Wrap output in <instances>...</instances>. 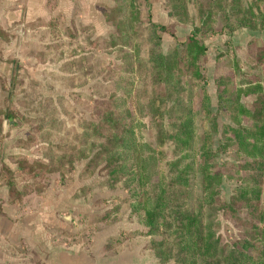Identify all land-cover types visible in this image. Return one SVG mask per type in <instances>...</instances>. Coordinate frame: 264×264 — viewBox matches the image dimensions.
Masks as SVG:
<instances>
[{
	"label": "rangeland",
	"instance_id": "374dc122",
	"mask_svg": "<svg viewBox=\"0 0 264 264\" xmlns=\"http://www.w3.org/2000/svg\"><path fill=\"white\" fill-rule=\"evenodd\" d=\"M113 1L106 37L79 24L70 31L61 22L25 33L28 41L16 50L20 60L8 62L13 75L0 78L1 177L27 182L24 191L34 207L46 202L52 244L69 253L70 264H180L154 250L162 239L143 223L148 201L142 193L154 196L159 174L137 187L131 167L123 175L117 165L108 167L112 155L100 158L101 148H93L96 126L116 109L113 119L125 117L121 124L135 142L164 153L157 171L165 173L168 162L179 160L193 167L186 205L196 210L204 194L206 203L214 201L201 219L219 248H232L233 257L248 254L254 261L248 264H264V0H170L169 25L154 23L148 0ZM189 38L202 46L193 64ZM160 54L174 61L171 92L151 68ZM177 97L193 124L194 138L184 152L173 142L157 143L159 128L152 121L151 104L165 98L169 109ZM167 118L164 126L175 122ZM108 131L119 143L123 129ZM7 142L30 152L9 156L16 168L28 162L22 172L4 162ZM206 172L212 179H204ZM188 253L187 264H202L192 247Z\"/></svg>",
	"mask_w": 264,
	"mask_h": 264
},
{
	"label": "trees",
	"instance_id": "16d2710c",
	"mask_svg": "<svg viewBox=\"0 0 264 264\" xmlns=\"http://www.w3.org/2000/svg\"><path fill=\"white\" fill-rule=\"evenodd\" d=\"M169 1L170 0L167 1V7ZM121 8H119V10ZM170 15H175L174 9H171ZM153 26L155 31L157 28L161 32L167 30L163 26ZM188 40L190 43L187 47L189 48V55L194 58L191 62V64H193L195 59L201 54L202 46L194 38H189ZM177 51L178 49H176V52ZM194 54L196 55L193 56ZM151 62V68L156 70L159 75L164 76V83L168 85L169 92H171L170 88L172 84L170 79L172 80L173 73L169 70L174 66L173 58L170 54L166 56L160 54L152 57ZM132 91L134 90L129 89L127 92L129 93ZM170 97L171 95L166 94L167 100H169ZM160 99H162L161 104H164V107H162L161 104L157 107L151 104L152 109L154 108L152 121L155 122L159 128L157 143H163V141L164 143L173 142L178 152H184L185 149L189 148L186 142L189 139L193 141L194 138V135L192 136L193 124L187 123L191 122L190 112H187V109L184 108L185 105H182L178 97L173 106L169 109H167L166 101H164L166 99ZM119 114H124V111ZM114 115H116V109L111 111L108 117H105V120L101 119L99 121L101 126L96 127L100 132L93 136L96 140L93 148L96 146L101 148L98 153L100 158L102 155H105V157L112 155L113 157L110 156L108 157L109 159H107L108 167L117 165L118 172L120 168L121 174L124 173L125 168L126 171H128L129 167H131L130 179L135 181L137 187L149 185L153 175L159 174L156 184L153 185L155 188L154 196L150 198L145 192L142 193L145 194L146 197L144 198L148 201L143 207V223L150 228L149 232L152 235L160 236L162 239L159 244L157 243L154 250L156 249L158 254L161 253L160 250H165V253L162 255L164 259L179 260L180 264H187L186 258L189 255L188 252L191 250V247L193 249V256L195 253V259H200L202 264H219L221 262H223L222 264H248L254 262L253 258L248 254V257L245 256V254L242 257H233L232 248L224 252V250L219 248L217 242L214 241L213 235L209 232L210 228L207 227V231L204 230L201 212L205 208L212 209L214 207L215 203L212 199H209L206 203L205 199L207 196L204 194L205 199L204 197L202 199L200 198L201 201L196 210L186 205L185 198L187 197V191L185 187H189L191 179L189 170L191 171L193 167L181 166L180 160L174 163L168 162L166 164L165 173L161 174V168L157 171L156 165L158 161H160V155L164 157V153H159L148 143L140 142L139 144L135 142L133 133H127V129L121 124V122L124 123L125 117H119L120 119L118 118L115 120L113 119ZM165 115H167L168 118L170 117L169 119H175V122L164 126L163 120L167 118ZM11 117H8V120ZM2 123L3 120L0 119V128L2 127ZM110 128L116 129L118 132H121L120 130L123 129V133L117 134L119 137L123 134L119 143L115 134L114 138L110 136L111 132L108 131ZM1 136L2 133L0 132V137ZM103 140L105 141L103 144L98 143ZM53 159L54 158L50 156L48 162H51ZM66 159L67 156L63 155L62 160L65 161ZM27 164L28 162L26 160H21L20 168H23V165L25 166ZM29 173L31 174V170ZM115 174V170L111 172V175ZM206 174L207 172L204 174V179L206 178ZM206 179H212V177L208 176ZM207 188L206 186L204 187L205 190H207ZM149 203L152 206H150ZM186 243L190 244L191 247L186 246ZM263 260L261 261L262 263Z\"/></svg>",
	"mask_w": 264,
	"mask_h": 264
},
{
	"label": "crops",
	"instance_id": "0c3cea01",
	"mask_svg": "<svg viewBox=\"0 0 264 264\" xmlns=\"http://www.w3.org/2000/svg\"><path fill=\"white\" fill-rule=\"evenodd\" d=\"M148 2L154 23H173L166 0ZM115 8L113 0H0V78L3 75L7 80L13 75V66L8 62L20 60L17 48L28 41V37L24 38L25 33L33 31L39 24L61 22L70 31L79 24L81 28H92L99 37H106L112 31L109 14ZM2 37L8 38L9 42ZM2 94L4 93L0 87V95ZM0 107H3V100ZM11 144H5L4 153L2 152L4 162L13 172H22V168L9 163V156L26 157L30 152L13 149ZM1 170L0 264H30L31 261L38 264H70L66 259L69 253H64L61 246L52 244L53 234L47 229L46 202L34 207L32 194L29 190L24 191V187L29 184L19 182L18 178L17 181L6 182L1 177Z\"/></svg>",
	"mask_w": 264,
	"mask_h": 264
}]
</instances>
